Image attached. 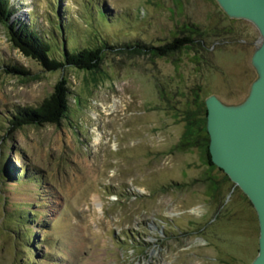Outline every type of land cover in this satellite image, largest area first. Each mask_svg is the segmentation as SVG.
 Listing matches in <instances>:
<instances>
[{
    "label": "rangeland",
    "instance_id": "obj_1",
    "mask_svg": "<svg viewBox=\"0 0 264 264\" xmlns=\"http://www.w3.org/2000/svg\"><path fill=\"white\" fill-rule=\"evenodd\" d=\"M10 2L54 56L65 33L71 50L193 41L164 56L106 49L98 68L47 71L0 23V264H251L256 210L209 164L202 134L206 97L241 103L257 78L255 25L217 0ZM61 78L59 125L8 129Z\"/></svg>",
    "mask_w": 264,
    "mask_h": 264
},
{
    "label": "water",
    "instance_id": "obj_2",
    "mask_svg": "<svg viewBox=\"0 0 264 264\" xmlns=\"http://www.w3.org/2000/svg\"><path fill=\"white\" fill-rule=\"evenodd\" d=\"M231 17L251 21L259 32L251 57L257 78L238 104H224L215 95L205 99L208 150L212 163L238 184L258 218L257 255L264 264V0H217Z\"/></svg>",
    "mask_w": 264,
    "mask_h": 264
},
{
    "label": "trees",
    "instance_id": "obj_3",
    "mask_svg": "<svg viewBox=\"0 0 264 264\" xmlns=\"http://www.w3.org/2000/svg\"><path fill=\"white\" fill-rule=\"evenodd\" d=\"M97 13L103 15L104 10L97 8ZM0 23L6 28L7 38L13 46L18 48L24 55L36 60L47 71H55L66 66L88 70L98 68L102 53L106 49L116 51H124L126 49L152 56H164L175 51V49L179 50L185 47V45L193 41L190 37L174 36L171 42L158 46L143 44L138 41L136 43L123 44L124 46H117L104 39L103 42L97 43L95 46L71 50L67 45L68 34L65 33L60 52L58 56H54L51 54L52 42L34 28L31 22L27 23L15 17V7L10 0H0ZM8 71L16 74H29L27 69L18 65L9 66ZM68 94L67 81L62 78L59 79L54 84L51 93L44 97L38 105L17 107L8 119V129L14 130L24 125H42L45 123L59 125L67 111L66 109H68ZM202 138L208 162L212 166L213 163L208 150L207 131H204ZM8 172L10 174V169H8ZM22 174H24V171Z\"/></svg>",
    "mask_w": 264,
    "mask_h": 264
},
{
    "label": "bare ground",
    "instance_id": "obj_4",
    "mask_svg": "<svg viewBox=\"0 0 264 264\" xmlns=\"http://www.w3.org/2000/svg\"><path fill=\"white\" fill-rule=\"evenodd\" d=\"M108 109V108H107ZM110 109V108H109ZM119 117V116H118ZM96 131H98V129L96 128L95 129ZM101 132L100 131H98V132H96V135L94 136V137H92L93 138V140L95 141V142H99V140H100V134Z\"/></svg>",
    "mask_w": 264,
    "mask_h": 264
}]
</instances>
